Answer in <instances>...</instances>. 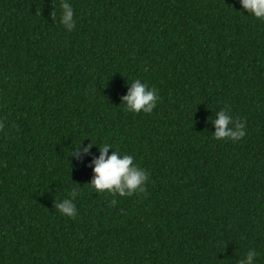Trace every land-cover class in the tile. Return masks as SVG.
Masks as SVG:
<instances>
[{
	"label": "trees",
	"instance_id": "obj_1",
	"mask_svg": "<svg viewBox=\"0 0 264 264\" xmlns=\"http://www.w3.org/2000/svg\"><path fill=\"white\" fill-rule=\"evenodd\" d=\"M69 2L71 32L60 0H0V264H264V19L238 0ZM137 78L150 114L121 103ZM221 108L240 140L212 138ZM80 142L133 155L145 192L97 193ZM73 189L69 218L54 203Z\"/></svg>",
	"mask_w": 264,
	"mask_h": 264
},
{
	"label": "clouds",
	"instance_id": "obj_2",
	"mask_svg": "<svg viewBox=\"0 0 264 264\" xmlns=\"http://www.w3.org/2000/svg\"><path fill=\"white\" fill-rule=\"evenodd\" d=\"M241 9L246 10L248 15L256 19H264V0H238ZM59 23L69 32L76 26L74 10L69 0H60ZM52 19H56V14L52 12ZM126 94L121 97V103L126 111L133 114L141 111L146 114L152 113L159 100L158 89L149 87L146 82L134 79L131 82ZM120 103V104H121ZM215 119L210 120L215 126L212 138L215 140H240L245 136V122L239 117H233L227 108H221L215 113ZM83 141V140H82ZM81 141V142H82ZM71 148V157L77 162H84L85 157H89L86 167H90L93 173L91 182L88 183L97 192L107 191L109 194L121 197L131 196L135 193H144L145 184L149 180V173L146 169L134 163V156L122 154L119 150H113L112 145L105 143L102 146L95 144L81 145ZM98 148L99 155L92 157L91 147ZM109 149L111 153L109 154ZM77 196L76 189H73L67 198L54 203V208L62 216L75 218L77 208L74 200ZM116 201L113 200V204ZM258 253L254 249H249L243 259L237 264H255Z\"/></svg>",
	"mask_w": 264,
	"mask_h": 264
}]
</instances>
